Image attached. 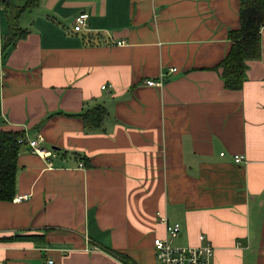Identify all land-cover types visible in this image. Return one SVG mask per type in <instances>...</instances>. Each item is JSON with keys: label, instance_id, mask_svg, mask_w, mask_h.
Here are the masks:
<instances>
[{"label": "crops", "instance_id": "crops-1", "mask_svg": "<svg viewBox=\"0 0 264 264\" xmlns=\"http://www.w3.org/2000/svg\"><path fill=\"white\" fill-rule=\"evenodd\" d=\"M37 1L0 58V131L51 155L19 151L14 198L28 199L0 201V264H125L107 250L155 264L165 221L181 226L173 245L209 242L212 264H264V27L232 91L219 65L239 0ZM96 106L107 116L87 132L80 115Z\"/></svg>", "mask_w": 264, "mask_h": 264}, {"label": "trees", "instance_id": "trees-1", "mask_svg": "<svg viewBox=\"0 0 264 264\" xmlns=\"http://www.w3.org/2000/svg\"><path fill=\"white\" fill-rule=\"evenodd\" d=\"M37 0H28L25 7L5 5L9 32L1 42L3 57L12 49L18 40L26 37L27 31L19 25L20 18L26 9L35 7ZM264 27V0H239V27L228 33L229 50L219 65L221 79L227 90H240L246 81L247 61L258 60L261 57V34ZM107 116L102 106H96L80 115L85 131L94 132ZM26 137L23 132L0 131V201L10 202L15 196L17 158L24 145L19 143ZM88 166V163L85 162ZM41 237H13L4 242L36 241ZM122 263L128 264L127 257L113 250L106 251Z\"/></svg>", "mask_w": 264, "mask_h": 264}, {"label": "built area", "instance_id": "built-area-1", "mask_svg": "<svg viewBox=\"0 0 264 264\" xmlns=\"http://www.w3.org/2000/svg\"><path fill=\"white\" fill-rule=\"evenodd\" d=\"M2 7V0H0V8ZM87 30V16L84 14L77 15L72 23V32L83 33ZM3 57L2 48L0 45V58ZM170 72L175 74L177 69L172 68ZM145 85L148 87H160L161 80H147ZM104 89V87H102ZM19 143L24 145L32 154H35L41 158H48L51 152L45 147L41 146L39 140H29L27 137L21 138ZM220 156H223L221 154ZM235 163H240L242 157H234ZM28 196H20L14 198V201L19 203L26 201ZM165 231L167 238H156L153 241V247L155 252V264H212L214 255V249L209 242L202 244L198 247L191 246H176L171 243V240L176 239L181 231V226L178 223L168 224L165 221ZM200 241H204L205 238L201 235ZM45 264H55L52 260H47Z\"/></svg>", "mask_w": 264, "mask_h": 264}, {"label": "water", "instance_id": "water-1", "mask_svg": "<svg viewBox=\"0 0 264 264\" xmlns=\"http://www.w3.org/2000/svg\"><path fill=\"white\" fill-rule=\"evenodd\" d=\"M2 1H4V0H2Z\"/></svg>", "mask_w": 264, "mask_h": 264}]
</instances>
